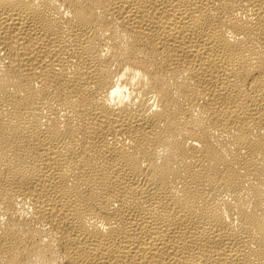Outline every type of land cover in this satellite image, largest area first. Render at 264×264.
Here are the masks:
<instances>
[{
	"label": "bare ground",
	"instance_id": "bare-ground-1",
	"mask_svg": "<svg viewBox=\"0 0 264 264\" xmlns=\"http://www.w3.org/2000/svg\"><path fill=\"white\" fill-rule=\"evenodd\" d=\"M0 264H264V0H0Z\"/></svg>",
	"mask_w": 264,
	"mask_h": 264
}]
</instances>
